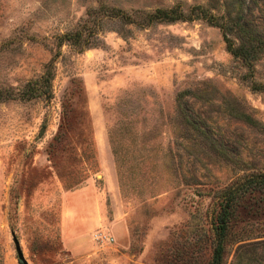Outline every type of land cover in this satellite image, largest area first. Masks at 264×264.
<instances>
[{"label": "rangeland", "instance_id": "374dc122", "mask_svg": "<svg viewBox=\"0 0 264 264\" xmlns=\"http://www.w3.org/2000/svg\"><path fill=\"white\" fill-rule=\"evenodd\" d=\"M262 38L249 0H0V264H264Z\"/></svg>", "mask_w": 264, "mask_h": 264}, {"label": "trees", "instance_id": "16d2710c", "mask_svg": "<svg viewBox=\"0 0 264 264\" xmlns=\"http://www.w3.org/2000/svg\"><path fill=\"white\" fill-rule=\"evenodd\" d=\"M249 1H251L253 3H258V2L264 3V0H249ZM161 14H163V15H161ZM154 16L164 17V16H169V15H167V13H164L160 10H157L156 15H154ZM257 46L262 47V48L264 47V38L259 39ZM242 50H244V48L242 46H238L236 48H233L232 52L235 55H239V54H242V53H240ZM241 118H243L244 120H246L249 123H252V124L255 123V121L251 117H249L248 115H246L244 113L241 114ZM221 253H222V246L218 244L216 247V251L214 253L213 259L211 260L210 264H221Z\"/></svg>", "mask_w": 264, "mask_h": 264}, {"label": "water", "instance_id": "95a60500", "mask_svg": "<svg viewBox=\"0 0 264 264\" xmlns=\"http://www.w3.org/2000/svg\"><path fill=\"white\" fill-rule=\"evenodd\" d=\"M19 254H20V252H19Z\"/></svg>", "mask_w": 264, "mask_h": 264}]
</instances>
